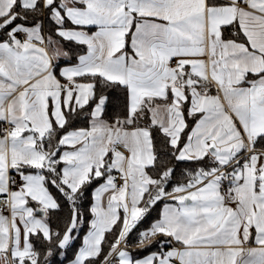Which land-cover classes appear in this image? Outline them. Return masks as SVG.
I'll use <instances>...</instances> for the list:
<instances>
[{
  "label": "snow or ice",
  "instance_id": "1",
  "mask_svg": "<svg viewBox=\"0 0 264 264\" xmlns=\"http://www.w3.org/2000/svg\"><path fill=\"white\" fill-rule=\"evenodd\" d=\"M0 264H264V0H0Z\"/></svg>",
  "mask_w": 264,
  "mask_h": 264
},
{
  "label": "trees",
  "instance_id": "2",
  "mask_svg": "<svg viewBox=\"0 0 264 264\" xmlns=\"http://www.w3.org/2000/svg\"><path fill=\"white\" fill-rule=\"evenodd\" d=\"M77 126H82V125H77ZM157 212H158V210H157ZM153 215L154 216H156L157 215V213H153ZM135 231L131 234L132 235V237H135ZM152 250H155V249H152ZM137 255H139V256H142V255H146L147 253L146 252H138V253H136Z\"/></svg>",
  "mask_w": 264,
  "mask_h": 264
},
{
  "label": "crops",
  "instance_id": "3",
  "mask_svg": "<svg viewBox=\"0 0 264 264\" xmlns=\"http://www.w3.org/2000/svg\"><path fill=\"white\" fill-rule=\"evenodd\" d=\"M205 59H206V57H205ZM4 214L5 215H10V213H8V212H5ZM248 246L255 247L256 245L254 243L250 242Z\"/></svg>",
  "mask_w": 264,
  "mask_h": 264
}]
</instances>
